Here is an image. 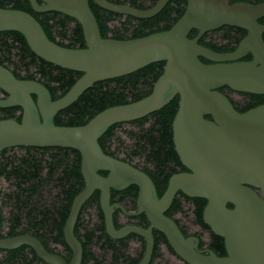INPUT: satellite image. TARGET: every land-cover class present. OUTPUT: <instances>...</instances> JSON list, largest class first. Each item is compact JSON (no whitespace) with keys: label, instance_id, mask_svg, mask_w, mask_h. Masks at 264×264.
<instances>
[{"label":"water","instance_id":"water-1","mask_svg":"<svg viewBox=\"0 0 264 264\" xmlns=\"http://www.w3.org/2000/svg\"><path fill=\"white\" fill-rule=\"evenodd\" d=\"M42 1L29 0L36 12L58 11L77 19L86 47L57 44L33 15L19 9L0 8V31L20 32L37 56L82 75L64 95L53 99L43 83L18 78L0 64V89L7 93L0 98V108H22L21 121L0 119V151L12 146L76 149L81 154L85 186L73 199L66 219L64 237L72 251L69 262L27 233L0 236V249L27 245L49 264H81L83 247L74 226L82 205L98 189L107 233L113 238L135 233L146 239L145 253L138 264H148L151 259L154 228L190 264H264V103L240 112L220 91L228 86L236 92L264 95V24L259 21L264 17V1L187 0L185 12L170 29L131 39L104 38L90 0ZM93 1L103 9L144 19L157 15L170 0H157L147 9L109 0ZM224 25L246 30L236 49L217 52L199 42L206 32ZM193 29L198 34L190 38ZM249 54L252 59L243 60ZM160 61L165 62L164 70L149 95L110 106L84 125L55 123L58 112L76 102L94 83ZM176 96L179 103L172 122L173 143L188 171L173 174L159 197L147 173L105 153L99 139L113 125L145 117ZM129 185L139 187L137 205L150 221L148 228L115 227L111 190ZM178 191L206 199L203 221L224 239L226 255L198 251L199 238L185 237L165 214Z\"/></svg>","mask_w":264,"mask_h":264},{"label":"trees","instance_id":"trees-1","mask_svg":"<svg viewBox=\"0 0 264 264\" xmlns=\"http://www.w3.org/2000/svg\"><path fill=\"white\" fill-rule=\"evenodd\" d=\"M131 1L133 6L140 9L150 8L157 2V0H152V5H147L151 0ZM237 1L256 4L264 0ZM186 5L187 0H170L157 15L144 19L131 15H124L123 17L125 19L123 17H118L119 19H117L114 15L115 13L112 11L98 6H95L94 10L100 25L101 34L104 38L131 39L170 29L183 15ZM0 8H13L30 13L42 25L48 37L59 45L73 47L76 43H83L81 36L82 26L70 31L67 26V21H63V19L50 11L36 12L28 0H0ZM115 19L119 20V24L112 26V22ZM259 21L264 24V17ZM246 33V30L242 28L224 25L218 29L206 32L199 42L217 52H229L236 49ZM197 34L198 31L193 29L189 33V37L194 38ZM68 39L71 40V43L65 44L64 41ZM250 58L251 56L246 59L248 60ZM201 60L209 63L205 58H201ZM0 64L7 67L18 78L34 79L43 83L51 92L53 99L64 95L82 75L80 72L62 68L37 56L29 47L25 37L18 31H0ZM164 65L165 62L163 61L154 62L133 73L94 83L76 102L58 112L55 117V123L60 126L84 125L97 113L110 106L130 103L149 95L152 92L155 81L163 73ZM225 89L228 92H225L224 89H220V91L229 97L238 111L244 112L248 110L240 109L236 105L232 96L235 91L228 86H225ZM178 103L179 96H176L163 108L151 113L152 119L150 121L122 128V133L114 131L113 126L110 127L99 139L102 149L105 153L117 158H120V153H124L126 158H122V160L127 162H130L129 159H140L142 156H147V161H150L152 165L156 166L157 171L160 172L161 170L163 172L165 171L166 163L163 157L164 154L170 157V163L175 158L182 165L174 148L172 132V122L178 109ZM0 115L2 116L0 119L13 118L21 121L22 108L19 106L0 108ZM206 117L211 118V116ZM125 135L132 141L130 144L124 137ZM74 152L78 154V160L75 159L78 161V164L75 162L73 170L75 176L76 174L79 175L80 154L76 149ZM54 160L38 157L30 151L26 152L21 158L10 154L2 155L0 156V178L7 177L11 179L16 175L27 176L31 168L35 169L34 176H38L44 167L43 162L45 161L49 164L51 161L54 162ZM139 163L141 162L139 161ZM71 170L72 168H68L67 174ZM101 173L106 174L105 172ZM161 178L162 176H158V180H161ZM206 202L204 198H196V208L193 210V214L201 224L209 228L203 221V209ZM69 207L70 205L68 206V210ZM176 207L177 210H184L182 198L178 197L176 199ZM229 207H232V205L229 204ZM96 215V221H92L86 212L83 214L82 230L80 232L83 244H90L95 237H98L99 242H102L105 237L109 238L102 211ZM7 221L10 222L9 226L7 225ZM25 233L39 238L46 249L53 252L41 238V234L19 231L17 225H12V218H6L3 207L0 206V236L11 237ZM56 240L65 244L62 233L56 237ZM143 247H145V243H143ZM212 247L217 253L226 254L224 239L215 235L213 232ZM88 249L90 250L91 247ZM84 250H86L85 247ZM0 253L2 254L0 264H31L33 259L35 263L37 261H43L34 249L27 245L12 250L0 249Z\"/></svg>","mask_w":264,"mask_h":264},{"label":"flooded vegetation","instance_id":"flooded-vegetation-1","mask_svg":"<svg viewBox=\"0 0 264 264\" xmlns=\"http://www.w3.org/2000/svg\"><path fill=\"white\" fill-rule=\"evenodd\" d=\"M38 2L43 4L42 0H38ZM111 2L133 6L131 0H115ZM152 3L153 2L151 0L147 3V5H152ZM95 6L100 7L93 0H90V7L96 16L94 10ZM50 12L59 16L63 19V21H67V26L70 31L82 26L77 19L64 13L58 11ZM114 13L117 19L127 15L116 12ZM117 19L113 20L112 26L119 24V20ZM123 19L125 18L123 17ZM81 36L83 38V43H76L75 46L69 48L86 47L83 28ZM64 43L69 44L71 43V40H65ZM83 44L84 46H82ZM249 56L251 55L249 54L245 56L243 60H247L246 58ZM251 59L252 56L248 60ZM221 89L228 92L225 87H222ZM232 96L236 105L240 109H250L264 103V95L262 94L235 91ZM5 97H7V93L0 89V98ZM0 118H2L1 115ZM151 119L152 114H148L137 120L117 123L113 125V130L118 133H122V128L135 126L139 123L150 121ZM124 137L129 144L132 142L126 135ZM74 150L75 149L70 147L59 146H12L0 151V156L10 154L21 158L26 152L30 151L33 155L38 157L55 159L54 162L51 161L49 164L44 161V167L38 176H34L35 169L31 168L29 169L27 176L16 175L11 179L1 177L0 206L3 207V212L6 218H12V225H17L19 231H29L41 234V238L47 243L53 252L63 256L67 262L71 259L72 251L64 237L66 219L73 199L84 189L85 186L81 170V154L79 151L80 170L79 175H75L76 179L74 176L73 170L75 162L78 164V161L75 160H78V154L74 152ZM125 156L126 155L124 153H120L119 155L120 159L126 158ZM163 157L165 158L166 163L164 172L162 170L161 172L157 171L156 166L152 165L150 161H147V156H142L140 159H129L130 164L133 166L136 165L135 167L141 169L150 176L155 184L159 197H162L165 193L169 179L173 174L188 171V169L183 164L180 165L175 158L170 163V157L167 156V154H164ZM139 161L141 163H139ZM68 168H72V170L68 173L69 175L67 174ZM101 172H105L106 174H102ZM100 173L102 175H107L106 171H100ZM158 176H162L161 180H158ZM138 195L139 187L137 185H129L121 190H111V204L114 205L113 220L116 228L119 229L127 225H136L143 228L149 227L150 221L146 213L139 212L137 205ZM178 197L183 200L184 210H177L176 199ZM196 198L199 197H188L182 191H178L165 214L178 224L185 237L199 238L197 248L198 251L206 255L209 254V251H214L218 256L226 255L217 253L213 249L211 229L205 227L195 218L193 210L196 208ZM69 205L70 207L68 210ZM100 211L103 213L100 203V191L96 189L82 205L74 226V233L83 247V258L81 264H138L144 256L146 247V239L138 234L129 233L127 236L122 238H113L107 233L109 238L105 237L102 242H99L98 237H95L90 244H83L80 232L82 230V217L84 212L87 213L88 217L92 221H96V214ZM9 223L10 222L7 221L8 226ZM61 233L63 234L65 244L56 240V237ZM153 236L154 248L148 264H190L176 254L173 247L169 244L166 236L161 231L154 228ZM143 243H145V247H143ZM84 247L86 250H84ZM89 247H91L90 250L88 249ZM1 258L2 254L0 253V260ZM31 264L49 263L44 260L42 262L37 261L35 263V260L33 259Z\"/></svg>","mask_w":264,"mask_h":264}]
</instances>
